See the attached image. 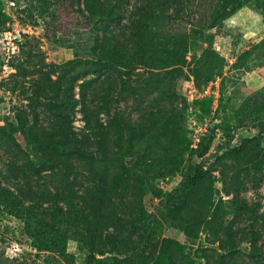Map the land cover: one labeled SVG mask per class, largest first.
Listing matches in <instances>:
<instances>
[{
	"label": "rangeland",
	"instance_id": "obj_1",
	"mask_svg": "<svg viewBox=\"0 0 264 264\" xmlns=\"http://www.w3.org/2000/svg\"><path fill=\"white\" fill-rule=\"evenodd\" d=\"M102 1L125 13L112 31L87 18L86 0H0V179L55 206L67 170L34 171L22 132L50 124L49 107L77 79L76 98L89 86L100 112L90 176L71 179L90 203L76 199L71 223L40 211L45 223L27 221L0 204V264H159L166 238L175 264H264V0ZM114 33L127 66L81 62L87 41ZM80 110L71 121L82 133ZM207 135L205 154L191 156ZM198 164L213 173L180 192ZM83 182L95 183L92 198ZM178 205L180 221H167ZM185 218L197 222L193 237ZM36 228L57 231L51 250L34 247Z\"/></svg>",
	"mask_w": 264,
	"mask_h": 264
},
{
	"label": "trees",
	"instance_id": "obj_2",
	"mask_svg": "<svg viewBox=\"0 0 264 264\" xmlns=\"http://www.w3.org/2000/svg\"><path fill=\"white\" fill-rule=\"evenodd\" d=\"M86 10L91 16L86 15L89 20L93 21H104L107 22V31H112V28L119 27L121 23L126 19L125 13L117 9L115 4H105L102 0H86ZM143 16L138 14L134 16L133 20H137V24L141 21ZM122 35L121 34H111L106 35L103 39L97 36L92 42L87 41L86 46L90 47L91 50L88 52L89 58L86 60L81 59L83 64H87L90 67H97L98 64L106 62H118L121 65L127 66V54L122 49ZM69 40H65V44L68 45ZM96 43L102 42L103 50L99 54L97 51ZM69 47L76 49L77 59L81 58V54L78 52L77 48L79 44L76 42L69 44ZM85 77V76H83ZM82 79V78H81ZM79 79L75 80L71 87L66 91L65 100L57 99V103L52 104L49 107L51 112L50 124L32 126L29 128V132H22L26 138L28 144L27 149L32 153L31 156V167L38 174L44 171H51V175L54 176L58 171L66 169L63 172L65 177L64 182L67 185L69 191H58V200L55 202V206L44 207V202L36 196L26 197L25 192L27 190L23 189L21 184H13L9 186L5 184V181L0 179V204L4 207L10 208L14 211V214L20 218H24L27 221L33 216L39 218V213H50L55 218L66 219L68 223H71V219L75 215H79V205L76 203V199L83 196H78L76 190L73 189L71 179L77 180L78 173H85L90 176L91 170L86 169L84 165L93 168L96 161V152L92 149L93 140L95 139L98 129L100 127L98 122V117L100 112L94 110L88 101L89 86H81V97L76 98L75 94V84ZM59 97V96H58ZM80 105V112L83 114L84 122L86 123L85 129L82 133L76 132L72 125V117L76 107ZM211 138L207 135L202 137L197 148L191 151V156L198 155L203 156L205 154L206 146L211 144ZM34 147L35 149L31 148ZM83 168L86 170H83ZM73 173L75 176H73ZM208 173H213L212 168L205 169L204 164H198L192 175L186 177L182 183L180 192L188 194V192L195 187ZM7 181V180H6ZM94 182V181H93ZM87 186L86 192L92 198L96 192L95 183L85 184ZM37 194V193H36ZM84 203H90V200H86L83 197ZM181 206H177L175 209L171 210L167 221H180L182 218ZM32 216V217H31ZM40 222H44L43 218H39ZM39 222V223H40ZM184 232L188 237L194 236L195 226L197 222L192 220V218L184 219ZM180 224V222L178 223ZM57 231H46L39 230L36 228L35 232H31V237L33 238V245L37 250H51L55 242H49L50 239L47 235H56ZM62 233L58 234L61 236ZM82 245H89V237L85 235H80ZM174 240L164 239L162 243L158 244L155 248V254L159 255L160 260H157L159 264H175L172 260V244ZM52 246H51V245ZM57 244V243H56ZM92 251V249H89ZM257 246L252 243L248 253L253 256H257ZM165 257L166 260H161Z\"/></svg>",
	"mask_w": 264,
	"mask_h": 264
},
{
	"label": "built area",
	"instance_id": "obj_3",
	"mask_svg": "<svg viewBox=\"0 0 264 264\" xmlns=\"http://www.w3.org/2000/svg\"><path fill=\"white\" fill-rule=\"evenodd\" d=\"M14 3V2H13ZM195 146L197 147L198 145L195 144Z\"/></svg>",
	"mask_w": 264,
	"mask_h": 264
}]
</instances>
